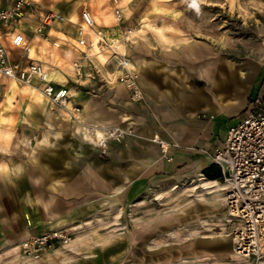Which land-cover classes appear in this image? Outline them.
Returning <instances> with one entry per match:
<instances>
[{
    "label": "rangeland",
    "instance_id": "rangeland-1",
    "mask_svg": "<svg viewBox=\"0 0 264 264\" xmlns=\"http://www.w3.org/2000/svg\"><path fill=\"white\" fill-rule=\"evenodd\" d=\"M29 1L36 10L53 9L63 15L73 13L76 15V22L80 21L83 8L91 10L90 0ZM109 6L111 8L106 9ZM113 7L112 1L99 7L104 13L108 12L107 16H99L97 28L101 30L110 27L121 28L124 32L131 31L130 34L125 33L128 36L125 43L126 57L131 58L140 67V75L145 62H154L159 67L163 65L171 77H176L181 82V89L187 90L193 78L197 81L201 79L203 91L219 98L223 94L217 84L213 86L209 80L219 79L228 62L242 67L249 64L253 69L260 66L259 52L264 43V0H132L128 6L121 7L122 15L119 21L114 20ZM143 19L147 20L144 27L141 24ZM162 21L174 23L179 27L182 30V40H192L186 45L163 46L153 31ZM71 24L68 23L65 29H70L72 33L68 35L76 38V25ZM45 30L44 26L39 31L42 37L50 42L46 43L47 48L42 46L44 50L47 51L48 46L57 41V51L60 55L68 56L70 63L76 55H86L80 76H74L72 71L65 74L67 82L75 85L79 95H83V99L88 101V111L93 120L117 122V109H113L115 95L137 103L130 99L131 91L126 85L128 76L121 75L116 80L113 78L116 70L121 68L114 58V53H105L108 55L106 60L103 57L88 56L89 43L79 48L76 40L66 38L65 41H59L44 32ZM188 30L193 34L189 35ZM178 33L173 31L171 34ZM184 34L188 37L184 38ZM45 39L41 41V45L46 42ZM75 46L80 49L78 53ZM46 56L51 58L50 54ZM45 63L48 64L49 61ZM59 69L65 71L63 66ZM140 78L137 76L138 84ZM259 80L253 83L255 89L259 86ZM238 82V86L248 88L247 83ZM119 86L127 90V96ZM72 87L69 86V89ZM240 92L239 90L238 93L241 94ZM4 94L3 85L0 84V126L8 128L11 133L19 131L12 139L13 142L23 143V150L10 148L6 153L8 155H4L7 165L6 174L0 172V218L7 215L13 218L14 213H19L25 228L29 230L7 247L9 264H19L16 260L18 250H13L14 247L20 245L23 239L43 231L42 228L32 231L34 223L30 212L34 189L36 188V192L42 196L48 190V186H44L49 183H41L39 180L49 175V159L52 156H79L97 146L94 141L85 138L76 123L72 122V117L78 120L83 118L81 105L73 104V107H78L79 110L73 109L74 114L71 115L62 113L58 108L54 112H47L50 103L30 98L27 93L19 91L14 106L8 110L11 119L9 125H6L1 113L10 102L7 101L5 91ZM239 94L234 93V103L239 101ZM72 98L69 97L68 100ZM58 112L61 114L56 116L55 113ZM197 116L203 118L205 113H198ZM238 119V116L219 117L217 126L226 132ZM134 133L132 130V135ZM105 155L99 150V157ZM39 160L42 164H35ZM200 173L175 184L153 186L136 202H131L128 198L122 201L107 198L104 205L90 203L85 212L78 216L80 219L69 215L72 219L76 217L75 221L44 229H65L71 236L69 245L56 247L38 257H32L35 262L25 258V263L264 264V257L243 258L235 254L232 236L236 219L230 216L225 205V190L208 193L199 187L201 177L205 178V181L216 180L221 184L225 183L221 169L220 177L216 178L205 175L203 170ZM34 179H37L38 183L33 188ZM68 203L67 208L74 209L77 206V201ZM145 234L149 235L143 239ZM19 252L29 256L21 250Z\"/></svg>",
    "mask_w": 264,
    "mask_h": 264
},
{
    "label": "crops",
    "instance_id": "crops-1",
    "mask_svg": "<svg viewBox=\"0 0 264 264\" xmlns=\"http://www.w3.org/2000/svg\"><path fill=\"white\" fill-rule=\"evenodd\" d=\"M12 1L0 0V9L9 5ZM106 9L109 10L110 7ZM40 11L42 10L29 8L26 15L16 23H12L7 27H0L3 31L8 30L23 34L27 40V45H34V55L29 57V54L24 55L20 48L11 45V49L10 43L7 42L10 48L11 60L17 62L21 67L30 62L42 64L45 69L49 70V78L53 83L64 86L69 90L70 97H73L70 99V106L72 107L73 104L82 106L83 118L78 120L72 117V122L79 127L80 133L84 131L83 128L104 127L106 125L130 126L135 133L134 135H126L121 141H109L104 157L98 156V147H92V151H85L84 154L79 156L72 155L65 158L52 156L48 163L50 165L49 175L47 177L43 176L39 180L41 183H49L44 186H48V190L42 196L36 192V188L34 189L30 212V218L34 223L32 231H37L39 228L43 230L54 228L59 224H68L69 221H75L76 217L80 219L78 216L85 212L90 203L98 206L104 205L107 198L117 199L118 201L128 198L129 201L136 202L153 186L165 183L175 184L186 177L200 175V171L212 162L210 153L221 145L226 135V132L222 130L223 128L219 129L217 126V119L219 117H240L248 101L257 95L262 81H264V50L259 52L260 66L257 69H253L249 64H244L242 67L228 62L219 79L209 80V83L213 86L217 84L219 91L223 94L219 98L203 91L201 79L197 81L193 78L187 90L181 89V82L176 77H171L169 71H165L163 65L159 67L154 62H145L144 66L141 67L140 75V67L131 59L135 65L134 71L131 72H135L136 76L141 77L139 86L143 94L142 100L133 103L115 95L113 97L115 102L113 109L115 111L117 109V122L96 121L93 120L91 113L88 111V101L83 99V95H79L75 85L68 83L66 80L67 75L65 73H71L72 71L74 76L76 75L72 69V63L82 56L76 55L70 66L66 64L68 56L60 55L57 49L54 53L52 45L57 43V47H59L57 41L50 44L47 51L42 48V46L47 48L46 43L49 44L50 42L46 40L47 38H43L38 31V12ZM66 19L70 20L72 24L77 23L70 18ZM68 21L51 22L45 26L46 30L44 32L55 39H59V41H65L66 38L75 41V37L68 35L72 33L71 30L65 29V26L71 23ZM162 22L165 27L161 31H157V29L153 31L163 46L186 45L192 40H182V30L174 23ZM97 24L99 23L97 22ZM118 29L121 33L123 32L122 36H126V31L124 32L121 28ZM173 31H178V35L171 34ZM188 33L189 35L193 34L190 30H188ZM166 37H168L167 41L165 40ZM43 39L46 42L41 45ZM69 43L71 44V42ZM75 48L78 53L81 47L75 46ZM108 52L111 51L105 49L102 52L104 60L108 57ZM47 54H50V59L46 58ZM96 58L99 57L96 56ZM47 60L49 61L48 64L45 63ZM61 66H63L64 72L59 69ZM83 69L82 67V72ZM121 75L124 74L119 68L113 78L116 80ZM256 80H259L260 83L255 89L253 83ZM238 81L247 83L248 88L244 89L241 85L238 86ZM32 83L33 85H26L19 82L16 92L22 91L27 93L30 98L48 102L39 91L42 82L34 79ZM0 84L3 85L4 94L5 83L1 79ZM69 86H73L74 89H69ZM118 88H121L120 90L127 96L126 89L120 86ZM109 89H112V87H109ZM239 90L241 94L238 93ZM72 91L74 95L71 93ZM37 92L43 98H39ZM15 93L7 95V101L10 103L1 113L4 116L3 119L6 125L7 123L9 125L11 119L8 110L11 106H14L17 98V93ZM234 93L239 94L238 97H240L237 103L233 102ZM3 102L4 105L5 94ZM198 113H205V117H198ZM35 114L34 112V121L36 120ZM55 114L59 116L61 113ZM79 116L82 117L80 113ZM6 132L8 135L5 134ZM219 132L220 134H217ZM18 133L19 131L15 130L12 134L8 128L0 126V172L2 174H6L7 163L4 155H8L6 153L10 151V148L23 150V143L13 142L12 139L14 134ZM153 135H158L168 141L174 140L178 143V147L169 148L168 155L171 156V159H167L161 153L159 146L150 140ZM37 163L42 164L40 160L35 164ZM37 183V179H34L33 188ZM72 200L77 201V206L74 209L72 207L67 208L68 202ZM3 209L6 210L4 205ZM14 214L16 217L11 218L7 215L0 218V264H9L10 260L6 256L9 251L7 247L13 240H17L18 237H22L26 234V231H29L25 228L19 213ZM69 215H75L76 217L72 219ZM148 235L145 234L143 239H146ZM25 257L27 256L18 251L16 260L19 264H26Z\"/></svg>",
    "mask_w": 264,
    "mask_h": 264
},
{
    "label": "built area",
    "instance_id": "built-area-1",
    "mask_svg": "<svg viewBox=\"0 0 264 264\" xmlns=\"http://www.w3.org/2000/svg\"><path fill=\"white\" fill-rule=\"evenodd\" d=\"M29 8L36 10L29 0H13L0 9V27H7L22 19ZM56 21L68 20L53 9L38 12L39 31ZM74 25L79 46L89 43L87 29L95 28L94 36L103 38V33L95 27L93 18L85 8L80 12V22ZM7 42L22 51H25L27 45L23 34L3 31L0 28V74L14 77L24 83H32L34 79H38L42 82L41 89L50 99L65 105L69 90L53 83L47 77V71L42 64L30 62L21 67L17 62H13ZM85 58L84 54L73 63L77 76L82 74ZM125 75L128 76L126 85L131 91L130 99L140 100L142 91L136 74ZM101 128L103 136L94 141L101 153H106L109 141H121L126 135H132L130 126L106 125ZM150 140L159 146L167 159H171L168 155L169 148L178 147L176 141H168L158 135H153ZM210 158L221 169L227 186L224 202L230 216L236 219L232 236L233 250L243 258L264 257V81L257 95L248 101L238 122L228 127L224 140L210 153ZM70 242V233L65 229H48L23 239L19 250L31 257H38L56 247H65Z\"/></svg>",
    "mask_w": 264,
    "mask_h": 264
},
{
    "label": "bare ground",
    "instance_id": "bare-ground-1",
    "mask_svg": "<svg viewBox=\"0 0 264 264\" xmlns=\"http://www.w3.org/2000/svg\"><path fill=\"white\" fill-rule=\"evenodd\" d=\"M108 1H112V3L114 4V7H113V13H114V17H115L114 20L115 21H117V20L119 21V19L121 18V15H122L121 12H120L121 11V7H126L132 0H90L89 2H90L91 10L89 11V13H90L91 17L93 18V20L95 22V27H97L96 23L97 22L99 23V20H98L99 19V15L107 16L106 13H104V11H102L101 8L99 9V7H101L105 2H108ZM56 12H58V11L56 10ZM63 16H64L65 19L66 18H70L71 20L76 22V15L73 14V13L64 14ZM23 20H25V19H23ZM146 21H147L146 19L142 20V23H141L142 27H144L146 25ZM106 23H108V22H106ZM164 27L165 26H164L163 22H161V23L156 25L157 31H161ZM86 31H87V37L89 39V44H88L89 47L87 49L88 56H98V57L101 58V57H103L102 52L105 49H109L112 53L115 54L114 58H116V60L118 62V65L121 66V71L122 72L125 71V73H123V74L125 75L126 73H128L131 76H134V73L131 72V71H134V68H135L134 62L131 60V58L126 57L125 43H126V39H128V36H122L123 32L121 33L119 29H112L110 27L103 28V31H102V29L100 30L102 33L104 32L103 38H101V39L100 38H96L94 36L93 33L95 31V28L87 29ZM126 32L130 33V31H126ZM187 37H188V35L184 34V38H187ZM165 40L167 41L168 37H166ZM76 44H77V42H76ZM9 45H10V48L12 49L11 44H9ZM57 46H58L57 43H53V49H54L53 51H54V53H55V49H56L55 47H57ZM77 46H79V45L77 44ZM79 47H81V46H79ZM34 50H35L34 49V45L32 44L31 46L26 45L25 51H22V50L21 51H22V53L24 55H28L29 54V57H32L34 55V52H35ZM260 50H264V43H262V46L260 47ZM73 63H72V69L74 70ZM66 64L71 66L69 61H67ZM44 69H45V67H44ZM45 70L47 71V77L49 78V76H50L49 73L50 72H49L48 69H45ZM0 79L2 81H4V83H5V91H6L7 95H13L16 92V90H17V88L19 86V82L20 83H24V82L14 78V77H6V76L1 75V74H0ZM24 84L33 85V83H24ZM39 91L43 95V97L45 99H47V101L50 103L49 104V108L47 109V112L48 111L49 112H51V111L54 112V110H56V108H58V109H60V111L62 113H66L67 115H71V113L73 112V109L79 110L78 107H73V106L71 107L70 106V100H68V99H67L65 105H60L58 103H55L52 99H50L43 92L42 89L39 88ZM40 93L37 92V96L39 98H43ZM141 96L142 97H140V101L143 98V94H141ZM69 97H70V94H69ZM82 130H84L83 132H81L84 135V137L88 138V139H91L92 141H95L96 138H100L101 136H103V132H102V128L101 127L94 126V127H91V128H83ZM5 134L8 135L7 132ZM200 179L202 181L199 184V187L201 189L207 190L208 193L209 192H216V191H219V190H225L226 187H227L225 183L221 184V183L217 182L216 180L205 181L204 180L205 178H203V177H201ZM228 221H231V219H228ZM13 250H18L19 251V245L14 247ZM25 258H27V260L32 259L31 256H27ZM33 261L35 262V260H33Z\"/></svg>",
    "mask_w": 264,
    "mask_h": 264
},
{
    "label": "trees",
    "instance_id": "trees-1",
    "mask_svg": "<svg viewBox=\"0 0 264 264\" xmlns=\"http://www.w3.org/2000/svg\"><path fill=\"white\" fill-rule=\"evenodd\" d=\"M215 166L216 169H214ZM203 173L212 178L220 177V169L217 165H214V163H211L208 167L204 168Z\"/></svg>",
    "mask_w": 264,
    "mask_h": 264
}]
</instances>
